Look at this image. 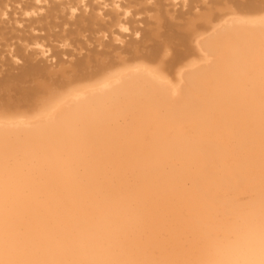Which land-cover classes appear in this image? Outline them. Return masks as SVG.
<instances>
[{
	"label": "bare ground",
	"instance_id": "1",
	"mask_svg": "<svg viewBox=\"0 0 264 264\" xmlns=\"http://www.w3.org/2000/svg\"><path fill=\"white\" fill-rule=\"evenodd\" d=\"M142 21L167 50L124 59ZM66 40L96 75L0 97V264H264V0H0L11 73Z\"/></svg>",
	"mask_w": 264,
	"mask_h": 264
},
{
	"label": "rangeland",
	"instance_id": "2",
	"mask_svg": "<svg viewBox=\"0 0 264 264\" xmlns=\"http://www.w3.org/2000/svg\"><path fill=\"white\" fill-rule=\"evenodd\" d=\"M216 7H214L216 12L214 10L213 13L215 16H218L220 14L218 13V11L221 10V6L216 5ZM43 12L45 13V11ZM136 16L137 19H141L144 15L137 14ZM16 18H18V16H16ZM132 26L136 29H131V32L127 31V34L129 36H124L123 34L121 35V30H118L114 32L113 39H111L110 45L113 46V44H115L119 46V48H121L122 50L121 54L124 56V59H134V54L137 50H140V52L143 53L154 51L162 53L166 52L167 49L164 48L165 44L161 43L160 38H156L153 32L148 29L151 27H147V25H145V22L142 21L141 23H134ZM175 37V42L179 41L181 38V36H176V34ZM106 40L108 41L109 39ZM142 41V46L144 48H141L140 45L137 48L136 43ZM182 42L186 43L187 39H182ZM28 43L29 42L24 43L23 53L25 56L30 57L32 65L39 66L41 71L38 74L32 75L31 82L33 84L28 83V81L30 82V78L29 76H26V74H22L23 71H19L21 75L20 73L17 74L18 72L16 71L14 73H11L10 69L15 68V65H13L12 62L8 60L9 58L7 54L10 51H14V47H9L8 45L5 47L4 45H0V71L1 69L5 68L3 70L4 72H0V97L4 96V100L2 102L5 105H9V107H11L13 104L17 107L18 105H21V107L39 106L49 100L54 99L56 96H58L59 93H63L65 90H68L77 83L89 79L90 77L97 74V68H93L88 71V69L92 68L93 65H90L87 71L84 72L85 75H82L78 70L73 69V66H71L68 62L70 60V56L68 54H63V51L68 49L65 48L66 45H69L67 40L62 41L61 45H58V43L54 44L55 46L60 47L59 49L53 47L38 49L36 47H33L31 43L30 47H28ZM169 45L172 47L175 46L173 44ZM132 46H134L135 49H132ZM102 47L103 46L101 45L99 47L100 50L94 51L93 55L96 54L95 57H97V54H100V52L104 51ZM34 49L37 50L32 51ZM47 49L52 50L54 53L52 51L47 52ZM56 54L57 56H55ZM107 56L109 57V55ZM105 60H107V58H105ZM19 64H22V62ZM105 67H107V65H105Z\"/></svg>",
	"mask_w": 264,
	"mask_h": 264
}]
</instances>
